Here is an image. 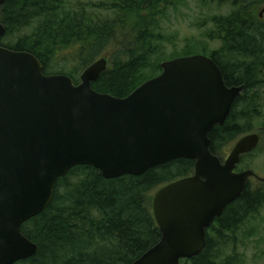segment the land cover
<instances>
[{"label": "water", "instance_id": "obj_1", "mask_svg": "<svg viewBox=\"0 0 264 264\" xmlns=\"http://www.w3.org/2000/svg\"><path fill=\"white\" fill-rule=\"evenodd\" d=\"M5 35L0 22V42ZM108 63L97 60L75 84L64 74L45 75L33 54L0 45V264L37 254L22 225L49 207L58 180L78 166L112 180L177 159L195 162L192 176L155 193L161 239L133 264H181L198 256L207 230L250 179L264 183L251 169L237 171L260 145V134L240 138L224 161L211 152L210 132L224 125L244 89L228 87L211 57L165 61L158 76L125 98L92 87Z\"/></svg>", "mask_w": 264, "mask_h": 264}, {"label": "trees", "instance_id": "obj_2", "mask_svg": "<svg viewBox=\"0 0 264 264\" xmlns=\"http://www.w3.org/2000/svg\"><path fill=\"white\" fill-rule=\"evenodd\" d=\"M202 1L233 9L209 19L210 39L222 44L209 57L221 68L228 87L244 88L224 125L209 135L211 152L224 160V150L257 129L264 115V18L258 13L264 0ZM174 5V0H116L95 6L113 11L109 19H101L92 4L81 0H7L0 9L6 28L0 45L33 54L45 75L64 74L75 84L104 56L109 66L92 87L125 98L162 72L163 60H153L162 47L156 31ZM118 36L126 39L124 45H116ZM194 171L195 162L188 159L112 180L91 166L71 169L55 185L49 207L22 225V233L38 246L37 254L15 264H133L161 239L152 193ZM263 208L264 192L252 190L249 183L207 232L205 250L181 264H216L230 238Z\"/></svg>", "mask_w": 264, "mask_h": 264}, {"label": "rangeland", "instance_id": "obj_3", "mask_svg": "<svg viewBox=\"0 0 264 264\" xmlns=\"http://www.w3.org/2000/svg\"><path fill=\"white\" fill-rule=\"evenodd\" d=\"M115 1L81 0L85 4H92L97 17L101 19H109L110 12L113 11L108 7H104V9L99 7L97 9L95 6L109 5ZM174 3L175 5L167 8L163 18L159 20V28L156 33L162 36V40L159 43V46L162 47L159 56L153 57L155 62L159 60H163V62L169 61L171 59L169 57L177 56L199 54L210 56L213 51L221 48L222 44L220 41L210 39V31L213 26L209 23V19L230 14L233 11L232 7L229 5H218L217 3H204L202 0H174ZM263 9L264 6L259 8L258 13L261 14ZM125 40L118 36L116 45H124ZM262 130H264V115L258 123L257 129L252 133H260ZM260 136L259 151L248 158H244L238 166V172L251 169L260 178H264L263 134H260ZM233 147L234 144L224 150V159L228 157ZM250 187L254 191L264 192V183L255 178L250 180ZM156 192L154 191L152 194L155 195ZM230 240L233 241L227 249H222L224 253L218 256L216 264H264V208L256 219H250L242 225Z\"/></svg>", "mask_w": 264, "mask_h": 264}]
</instances>
